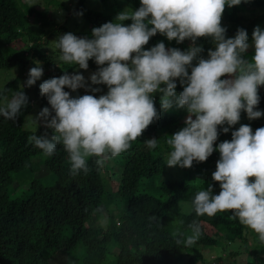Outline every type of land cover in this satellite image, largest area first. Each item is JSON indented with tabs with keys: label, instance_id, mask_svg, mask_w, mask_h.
<instances>
[{
	"label": "trees",
	"instance_id": "16d2710c",
	"mask_svg": "<svg viewBox=\"0 0 264 264\" xmlns=\"http://www.w3.org/2000/svg\"><path fill=\"white\" fill-rule=\"evenodd\" d=\"M80 1L75 12L87 18L89 28L115 21L113 15L88 9L83 0ZM18 2L0 0V38L3 39L0 41V69L19 68L16 77L0 89V105L3 106L5 97L10 99L8 96L21 89L20 79L27 80L29 68L35 67L38 60L48 69L43 79L23 88L28 105L17 121L0 116V264H57L59 258H63L61 264H239L238 257L244 252L246 257L242 264H264V243L247 245V227L233 219L231 212H218L211 217L195 214L191 201L199 190H206L211 184L213 194L220 191L219 182L212 180L220 153L214 150L207 161H194L191 168L167 166L171 151L166 143L167 135L185 126L188 112L175 104L170 109H162L158 106L157 93L153 98L160 118L119 156L105 160L100 166L95 163L96 157L88 158L90 171L87 174H70L68 155L62 146L48 157L29 143L30 136L45 131L38 120L35 129L25 128L34 107H37V115L44 107H51L47 97L40 94V84L44 78L68 73L67 69L54 70L48 46L43 48L42 45L49 44L50 36L58 39L65 31H72L67 23L56 25L51 20L56 26L51 33L49 28L44 34L43 31L32 32L30 18L38 12L27 5L23 9ZM65 7L59 4L60 9ZM130 7V10L138 9L140 0ZM256 8L262 10L259 16L250 18L241 14ZM222 16L226 21L223 24L227 29L226 37H234L238 28H244L252 44L255 27L264 30V0H242L239 5L226 6ZM39 23L42 28L50 25L43 20ZM79 37L91 38V35ZM42 38L45 41H41ZM161 41L166 48L180 45L182 51L192 43L186 39L177 44L157 33L144 47L150 49ZM196 43L203 46L204 58L215 45L208 37H200ZM254 54L251 47L244 57L251 59ZM98 67L94 59L89 60L90 69L95 72ZM176 83L178 95L183 86L179 78ZM65 91L73 97L85 94L99 97L85 88L73 92L65 87ZM258 93L257 110L264 111V86ZM241 124L250 125L252 130L264 127L262 117L249 120L242 111L240 121L231 126L229 132H223L227 125L218 126L214 148L227 138L232 139V131ZM151 138L158 139L155 149L145 144V140ZM194 220L201 226V235L194 245L185 246L184 241L191 235L189 225ZM177 239L181 244H177ZM222 239L245 242V247L212 259L206 257L204 249L213 250Z\"/></svg>",
	"mask_w": 264,
	"mask_h": 264
},
{
	"label": "clouds",
	"instance_id": "9594fccd",
	"mask_svg": "<svg viewBox=\"0 0 264 264\" xmlns=\"http://www.w3.org/2000/svg\"><path fill=\"white\" fill-rule=\"evenodd\" d=\"M242 0H140V7L125 9L115 21L92 29L91 38L78 37L72 32L59 36L58 64L77 65L88 69L89 60L99 66L91 74L93 85H106L107 93L73 97L80 88L91 92L101 89L87 84L80 73L65 72L40 84V94L46 96L49 107L36 116L45 131L29 137V143L45 156H53L58 146L68 155L70 174L90 171L88 158L96 157L100 166L105 160L127 151L132 142L142 136L160 118L153 94L160 92L162 109L173 104L188 112L185 126L167 135L171 148L166 164L169 167L191 168L193 162H205L218 149L220 158L212 180L219 182L220 191L213 194V185L199 190L191 201L197 216L209 217L218 212H231L233 219L252 231L264 243V127L253 133L248 124L232 131V139L219 143L218 126L229 132L245 111L249 120L264 116L257 110L258 90L264 86V30L256 26L252 33L255 54L246 59L250 47L248 33L238 28L234 37H226L221 24L225 7L239 5ZM131 20L125 25L123 22ZM157 33L175 40L192 43L187 50L166 48L163 41L145 49ZM200 37L211 38L215 49H208L204 58ZM195 61V64H194ZM39 63V62H37ZM189 69L191 70L189 73ZM43 75V68L32 67L21 89L0 106V116L17 121L28 105L23 91ZM226 77V78H222ZM177 78L183 91L176 93ZM163 85V86H162ZM50 130V131H49ZM155 149L157 138L145 140ZM191 235L185 246L194 245L201 235V226L193 221ZM177 236V233H173ZM177 244L181 240L177 239Z\"/></svg>",
	"mask_w": 264,
	"mask_h": 264
},
{
	"label": "rangeland",
	"instance_id": "374dc122",
	"mask_svg": "<svg viewBox=\"0 0 264 264\" xmlns=\"http://www.w3.org/2000/svg\"><path fill=\"white\" fill-rule=\"evenodd\" d=\"M138 1L139 0H83L84 5L88 9L94 10L104 15H113L114 19H116L117 15L120 12L124 11L125 9L130 10L131 8L130 5L132 6L134 4H137ZM117 2H119V4ZM120 2H122V4ZM18 3L19 5L22 6L23 9H26V5H27L30 7H34L35 10L38 12L37 15H34L30 18L32 26H33L32 32H35V33L37 32V34H39L43 31V34H44V32H47L49 28V33H51L56 27L54 25V22H55L56 25H64L67 23V26L70 28V30L78 37L82 35L92 34V29L89 28L87 25V18L84 17V15H80L75 12V9L81 5L80 0H19ZM59 4H64L66 7L64 9H60ZM258 9H261V8H256L255 10H245L241 12V14H244L250 18H253L261 14L262 10H258ZM71 13H73V15H71ZM39 15L41 16L42 19L39 17ZM41 20L45 22L46 21L49 22L50 23V25H48L49 27L42 28V25H40L39 23ZM51 20H53L54 22H51ZM131 22H132L131 20H126L123 23L125 25H128ZM221 24L222 26L223 24H226V21L224 20L223 16H222ZM65 33L67 32L65 31L63 34ZM43 39L45 38H42L41 41H45ZM1 40L3 39L0 38V41ZM56 40H58L57 36H54V35L50 36L47 42L49 44L42 45L43 48H46V46H48L47 51H48V54L51 60V64H54L53 65L54 70L65 71L67 69L69 74L80 73L85 77L88 85H90L91 87H97L101 89L100 92H95L96 94H98L99 96L106 94L108 91L106 85H93L92 84L90 76L92 73H94V71L90 69L89 67L88 69L85 70V69L79 68L77 65H65L62 62H61V65L58 64L59 62L58 57L60 55V52L58 49H56L55 51L53 50L55 48ZM251 45L252 44H250V46ZM176 47L180 48L181 46L178 45ZM251 47H249V49ZM212 49L213 50L215 49V45H214V48ZM37 62L39 63H36V66H40L43 68V75H44L48 67L44 65V62L42 60H38ZM18 71H19V68L17 67L8 68V69H0V89H2L7 82L15 78ZM43 75L38 80L43 79ZM44 81H45V78L43 82ZM24 82H26L25 79H20L19 81L20 86L24 84ZM11 91H9V93H11ZM9 93L8 95H11ZM157 95L160 98L163 95V93L157 92ZM8 98H11V97L8 96ZM5 103H7V100H5V102H3L2 105H4ZM158 106H161V105H158ZM36 116H37V107L35 106L25 124L26 129H35L37 127ZM262 119L264 122V116H262ZM254 132L255 130H253V133ZM226 140L230 141L231 139L227 138ZM43 166L44 165H42L41 167L43 168ZM245 235H246L247 245H251V247H253L254 245L259 244L258 235L251 229L246 228ZM244 247H245V242H240V241L230 242V241H227V239H222V243L219 246H215L213 250H209L208 248L204 249V252L206 253V257H209L212 259L215 256H218L224 253L227 254L230 250H234V249L243 250ZM61 256L63 255L61 254ZM245 257H246L245 252L239 255L238 257L239 264H242L244 262ZM252 259H254V257ZM61 260H63V258H59V261H57V264H61L62 262ZM199 264H202V263H199ZM211 264H213V262Z\"/></svg>",
	"mask_w": 264,
	"mask_h": 264
}]
</instances>
